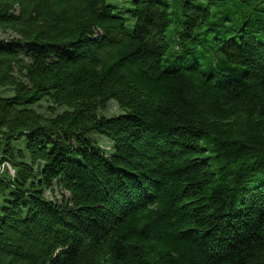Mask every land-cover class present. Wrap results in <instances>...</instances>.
I'll list each match as a JSON object with an SVG mask.
<instances>
[{"label":"trees","instance_id":"16d2710c","mask_svg":"<svg viewBox=\"0 0 264 264\" xmlns=\"http://www.w3.org/2000/svg\"><path fill=\"white\" fill-rule=\"evenodd\" d=\"M108 1L0 0V264H264V0Z\"/></svg>","mask_w":264,"mask_h":264},{"label":"rangeland","instance_id":"374dc122","mask_svg":"<svg viewBox=\"0 0 264 264\" xmlns=\"http://www.w3.org/2000/svg\"><path fill=\"white\" fill-rule=\"evenodd\" d=\"M130 1V0H128ZM109 4L113 5V6H117L118 7V11H119V14L121 16H126L127 14H121V11L122 10H128L129 9V5H126L124 4V1L123 0H110L108 1ZM117 13V12H116ZM0 94L1 95H6L7 94V91L6 90H2L0 89ZM118 113V110H117V107L115 105V102L114 101H111L108 106H107V109L102 113L103 115L109 117L111 115H116ZM109 143V142H108ZM111 145V143H109ZM107 147L108 145L105 144Z\"/></svg>","mask_w":264,"mask_h":264}]
</instances>
